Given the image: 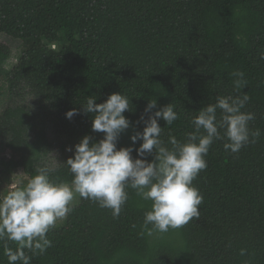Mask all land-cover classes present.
I'll return each instance as SVG.
<instances>
[{
  "label": "trees",
  "instance_id": "16d2710c",
  "mask_svg": "<svg viewBox=\"0 0 264 264\" xmlns=\"http://www.w3.org/2000/svg\"><path fill=\"white\" fill-rule=\"evenodd\" d=\"M3 36L16 44L11 66ZM262 54L264 0H0V152H9L0 158V176L21 170L26 178L16 186L42 166L55 169L50 179L71 182L64 162L73 146L85 135L90 143L103 138L91 129L93 114L83 111L89 97L129 98L123 115L130 126L117 148L143 131L149 101L178 113L171 125L158 120L165 144L169 134L184 142L191 118L217 96L247 95L242 111L255 114L249 129L261 133L235 154L224 141L210 146L207 167L193 181L203 197L199 219L148 235L151 201L134 189L126 188L115 218L77 195L71 213L47 233L51 246L35 255L24 250L30 264H264ZM236 71L246 82L240 89ZM70 109L77 114L67 119ZM5 243L17 247L0 241V264H8Z\"/></svg>",
  "mask_w": 264,
  "mask_h": 264
},
{
  "label": "clouds",
  "instance_id": "9594fccd",
  "mask_svg": "<svg viewBox=\"0 0 264 264\" xmlns=\"http://www.w3.org/2000/svg\"><path fill=\"white\" fill-rule=\"evenodd\" d=\"M243 75L239 71L233 73L237 77L233 81L236 89L245 86ZM95 99L87 98L83 111L93 114L91 129L103 133V138L90 143L91 138L85 135L73 146L74 151L68 149L73 151L64 162L72 176L70 183L50 179L55 169L42 166L25 185L0 193V241L17 245L15 250L4 245L8 264H30L31 256L25 254V249L35 255L50 247L47 233L71 213L77 195L110 209L115 218L128 199L126 188L130 187L142 200L151 201L143 222L148 235L182 228L199 219L203 197L193 181L207 167L204 157L210 146L224 141L225 151L235 154L261 134L259 129H249L255 114L242 111L250 99L247 95L217 96L215 103L205 105L191 118L193 131L186 133L184 142L169 134L165 144L158 120L171 125L179 118L178 113L171 104L156 109V102L149 101L145 112L150 114L146 120L141 117L143 131L130 136L132 145L142 142L135 149L132 145L117 148L120 134L130 126L123 115L131 110L129 98L112 93L102 103ZM76 114V109H70L65 116L71 119ZM133 150L138 157L154 154V158L134 159Z\"/></svg>",
  "mask_w": 264,
  "mask_h": 264
},
{
  "label": "rangeland",
  "instance_id": "374dc122",
  "mask_svg": "<svg viewBox=\"0 0 264 264\" xmlns=\"http://www.w3.org/2000/svg\"><path fill=\"white\" fill-rule=\"evenodd\" d=\"M2 41L6 42L11 47V57L9 59V62L7 63L8 66H11L16 61L17 57V50H16V44L10 39H7L6 37H2ZM4 154L0 152V158L4 156L5 158L8 157V151H4ZM0 177V191H4L7 187L8 189L13 188L14 186L18 185L19 183H22L23 180H25L26 176L21 170H16V172H13L8 178L7 177ZM9 185V186H8Z\"/></svg>",
  "mask_w": 264,
  "mask_h": 264
}]
</instances>
